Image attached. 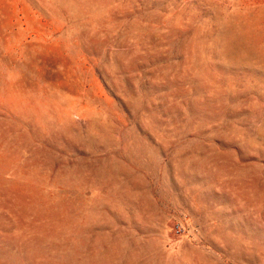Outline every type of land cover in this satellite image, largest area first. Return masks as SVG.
Listing matches in <instances>:
<instances>
[{
  "label": "rangeland",
  "instance_id": "obj_1",
  "mask_svg": "<svg viewBox=\"0 0 264 264\" xmlns=\"http://www.w3.org/2000/svg\"><path fill=\"white\" fill-rule=\"evenodd\" d=\"M0 264H264V0H0Z\"/></svg>",
  "mask_w": 264,
  "mask_h": 264
},
{
  "label": "built area",
  "instance_id": "obj_2",
  "mask_svg": "<svg viewBox=\"0 0 264 264\" xmlns=\"http://www.w3.org/2000/svg\"><path fill=\"white\" fill-rule=\"evenodd\" d=\"M173 233L176 237H182L186 234V227L183 223H176L173 226Z\"/></svg>",
  "mask_w": 264,
  "mask_h": 264
},
{
  "label": "crops",
  "instance_id": "obj_3",
  "mask_svg": "<svg viewBox=\"0 0 264 264\" xmlns=\"http://www.w3.org/2000/svg\"><path fill=\"white\" fill-rule=\"evenodd\" d=\"M190 234V233H189ZM189 234H187V235H184V236H182V237H189ZM182 237H180V238H182ZM194 260V259H193Z\"/></svg>",
  "mask_w": 264,
  "mask_h": 264
}]
</instances>
